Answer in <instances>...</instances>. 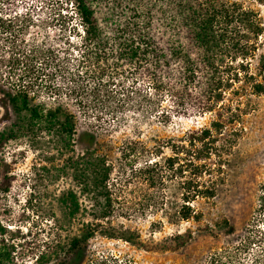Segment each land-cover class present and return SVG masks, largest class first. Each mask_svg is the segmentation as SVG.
<instances>
[{
    "label": "rangeland",
    "instance_id": "rangeland-1",
    "mask_svg": "<svg viewBox=\"0 0 264 264\" xmlns=\"http://www.w3.org/2000/svg\"><path fill=\"white\" fill-rule=\"evenodd\" d=\"M235 1L254 10L262 24L256 58L251 60V71L255 72L257 59L264 55V0ZM73 11L70 0H0V17L13 22L11 32L19 38L15 45L28 54L32 41L40 44L48 38L54 44L57 37L63 42L70 37L75 43L70 32L75 24ZM8 35L0 37V79L4 90L16 86L22 65L27 64L22 54L15 55L20 49L16 51L13 44L3 40ZM36 65L42 66L38 67L42 75L35 103L50 105L52 100H59L66 104L74 116L76 132L71 139L64 137L60 142L55 137L59 129L48 133L46 125L29 121L26 115L17 117L0 92V134L4 133L0 141V174L9 177L11 183L6 192H0V223L11 230L19 228L28 242H15L20 244L16 264H33L40 253L49 260L46 264H210L214 257L213 264H255L254 254L264 249V235L260 234L264 232V222L256 224L260 242L248 250H242L239 244L248 233L255 232L252 225L257 215L259 185L264 180V94L254 96L246 84V94L241 93L243 96L237 100L231 96L224 102L232 103L234 110L239 105L242 111L238 121L226 123L230 111L223 110L224 129L221 136L214 134L222 161L213 153L197 161L203 167L190 171L185 135L208 127L214 113L174 117L164 124L158 119L159 109L141 107L134 96L122 108L112 101L105 107L83 108L67 91L71 84L65 82L61 64L44 68L38 61ZM223 144L226 148H222ZM170 146L181 153L176 157ZM86 150L103 155L111 166L109 183L115 184L111 192L116 201L111 217L106 219H93L91 209L83 205L71 216L61 201L69 190L78 191L72 169H64V161L84 155ZM173 157L175 164L170 168L166 159ZM155 162V176L159 178L150 184L143 168ZM196 187L205 193L186 203L184 197L191 198L189 192ZM186 205L195 211L198 221L180 220ZM84 223L97 233L116 237L96 234L70 261L62 263V255L58 257L54 251L78 234ZM186 230L192 239L174 251L147 252L119 238L125 234L153 248L159 240Z\"/></svg>",
    "mask_w": 264,
    "mask_h": 264
},
{
    "label": "trees",
    "instance_id": "trees-1",
    "mask_svg": "<svg viewBox=\"0 0 264 264\" xmlns=\"http://www.w3.org/2000/svg\"><path fill=\"white\" fill-rule=\"evenodd\" d=\"M70 1L75 18L70 32L76 42L70 37L65 42L57 37L54 44L48 38L40 44L32 41L29 54L20 45H15L19 38L18 34L11 32L13 22L0 17V37L9 33L3 40L13 44L16 51L19 48L21 52L15 55L22 54V60L27 62L25 65L22 62L21 74L12 89L4 90L0 79V92L16 116L26 115L29 121L46 125L44 129L48 133L59 129L55 137L60 142L64 137L71 139L75 135L74 116L66 109V104L59 100H52L54 102L50 105L34 101L42 75L39 70L42 68L38 69L42 66L36 63L40 61L44 68L58 63L62 66L59 65L65 82L71 84L67 91L83 108L87 105L105 107L110 101L122 108L134 96L141 107L159 109L157 116L164 124L174 117L194 118L214 113L215 118L208 127L185 135L184 147L190 153L187 166L191 167L190 171L198 170L203 165L197 161L213 153L222 161L214 134L221 136L224 129L223 110L230 111L226 123L238 121L242 111L241 106L237 105L234 110L232 103L225 105L224 102H228L231 96L237 100L243 96L241 93L246 94V84L250 85L254 96L264 94V55L257 59L255 72L251 71V60L256 58L263 32L256 12L235 0ZM20 27L21 32L24 24ZM88 101L90 104H86ZM3 137L4 133H1L0 141ZM170 147L176 157L181 153ZM222 148L226 145L223 144ZM74 157L65 159L67 165L64 169H72V181L78 191L64 193L62 203L71 216H75L83 205L94 212L89 214L93 219L111 217L116 201L111 192L115 184L109 183L111 166L94 150H86L84 155ZM174 160L175 157L166 159L170 168L174 167ZM157 165L156 162L150 163L143 168L150 184L159 178L155 176ZM179 169L181 172V167ZM10 184L9 177L0 174V192H6ZM197 188L189 192L191 198L184 197L186 203L205 193ZM187 205L180 213V220L198 221V215ZM256 209L252 225L255 232L240 240L242 250H248L262 239L256 224L264 222V180L259 185ZM96 234L116 237L97 233L84 223L78 234L59 244L60 251L54 252L58 257L62 255V263H67ZM260 234L264 235V232ZM25 238L19 228L11 230L0 223V264H16L14 259L20 244L15 242L23 240V244H27ZM119 238L147 252H163L185 246L192 235L189 230L176 232L156 242L153 248L147 246L146 241L135 242L125 234ZM260 252L254 254L255 264H264V249ZM44 256L40 253L33 264L48 263ZM216 258H210V264L215 263Z\"/></svg>",
    "mask_w": 264,
    "mask_h": 264
}]
</instances>
